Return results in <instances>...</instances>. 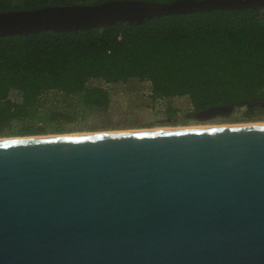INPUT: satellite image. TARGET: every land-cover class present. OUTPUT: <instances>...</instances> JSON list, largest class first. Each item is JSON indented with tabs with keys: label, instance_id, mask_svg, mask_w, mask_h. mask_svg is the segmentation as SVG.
I'll list each match as a JSON object with an SVG mask.
<instances>
[{
	"label": "water",
	"instance_id": "1",
	"mask_svg": "<svg viewBox=\"0 0 264 264\" xmlns=\"http://www.w3.org/2000/svg\"><path fill=\"white\" fill-rule=\"evenodd\" d=\"M249 7L47 4L0 10V36ZM0 264H264V122L0 136Z\"/></svg>",
	"mask_w": 264,
	"mask_h": 264
},
{
	"label": "trees",
	"instance_id": "2",
	"mask_svg": "<svg viewBox=\"0 0 264 264\" xmlns=\"http://www.w3.org/2000/svg\"><path fill=\"white\" fill-rule=\"evenodd\" d=\"M102 1L0 0V10ZM134 79L150 81L153 100L188 95L191 118L218 104L243 107L244 118L264 114V7L1 35L0 135L63 131L74 115L48 101L53 92L69 105L75 96L85 108H106V85ZM178 111L166 108L172 119Z\"/></svg>",
	"mask_w": 264,
	"mask_h": 264
},
{
	"label": "rangeland",
	"instance_id": "3",
	"mask_svg": "<svg viewBox=\"0 0 264 264\" xmlns=\"http://www.w3.org/2000/svg\"><path fill=\"white\" fill-rule=\"evenodd\" d=\"M106 86L109 88L111 97L110 104L106 108H85L82 104L76 103L75 101L77 100H73L77 98L75 96L69 98L72 101L71 105H69L67 100L63 101V95L56 96V93L53 92L48 101L53 105L58 102V106L60 105V108L72 112L74 118L66 121L65 130L47 131L44 133L57 134L60 132V134H71L102 130L264 122V114L255 118H244L243 107L236 108L228 116L218 115L205 120L191 118L188 116V112L192 108V103L188 95H176L170 98L153 100L149 95L151 92L150 81L134 79L127 82L113 83L112 85L107 84ZM169 104L179 108L174 119L166 113V108Z\"/></svg>",
	"mask_w": 264,
	"mask_h": 264
},
{
	"label": "bare ground",
	"instance_id": "4",
	"mask_svg": "<svg viewBox=\"0 0 264 264\" xmlns=\"http://www.w3.org/2000/svg\"><path fill=\"white\" fill-rule=\"evenodd\" d=\"M235 124V123H234ZM238 124H242V123H238ZM244 124H246V123H244ZM220 125H231V124H220ZM195 126H215V125H195Z\"/></svg>",
	"mask_w": 264,
	"mask_h": 264
},
{
	"label": "flooded vegetation",
	"instance_id": "5",
	"mask_svg": "<svg viewBox=\"0 0 264 264\" xmlns=\"http://www.w3.org/2000/svg\"><path fill=\"white\" fill-rule=\"evenodd\" d=\"M218 115H222V114H221V113H218ZM218 115H217V116H218Z\"/></svg>",
	"mask_w": 264,
	"mask_h": 264
}]
</instances>
